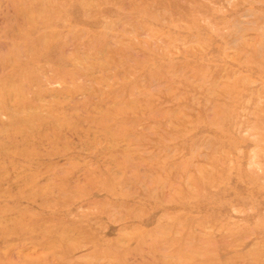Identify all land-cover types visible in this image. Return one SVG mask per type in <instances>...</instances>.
Here are the masks:
<instances>
[{"label":"rangeland","instance_id":"374dc122","mask_svg":"<svg viewBox=\"0 0 264 264\" xmlns=\"http://www.w3.org/2000/svg\"><path fill=\"white\" fill-rule=\"evenodd\" d=\"M0 264H264V0H0Z\"/></svg>","mask_w":264,"mask_h":264}]
</instances>
